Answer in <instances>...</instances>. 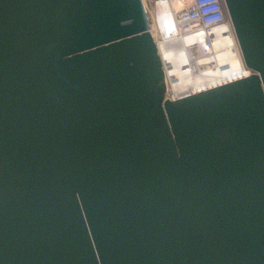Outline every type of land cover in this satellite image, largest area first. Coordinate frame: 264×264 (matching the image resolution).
<instances>
[{
  "label": "water",
  "instance_id": "1",
  "mask_svg": "<svg viewBox=\"0 0 264 264\" xmlns=\"http://www.w3.org/2000/svg\"><path fill=\"white\" fill-rule=\"evenodd\" d=\"M249 77L170 101L142 0H0V264H264V0H223Z\"/></svg>",
  "mask_w": 264,
  "mask_h": 264
},
{
  "label": "bare ground",
  "instance_id": "2",
  "mask_svg": "<svg viewBox=\"0 0 264 264\" xmlns=\"http://www.w3.org/2000/svg\"><path fill=\"white\" fill-rule=\"evenodd\" d=\"M184 1L183 5L178 1V5L169 7L168 1L158 0L156 9L150 12L146 1L142 0L150 33L165 64L171 100L228 83L244 73L231 26L220 25L209 32L182 34L184 22L176 23L174 11L191 4Z\"/></svg>",
  "mask_w": 264,
  "mask_h": 264
},
{
  "label": "built area",
  "instance_id": "3",
  "mask_svg": "<svg viewBox=\"0 0 264 264\" xmlns=\"http://www.w3.org/2000/svg\"><path fill=\"white\" fill-rule=\"evenodd\" d=\"M163 1L166 3L168 1V5H175V4L178 5V0H163ZM186 1H190L191 4L185 7H182L181 9L178 8L177 10L174 11V19L176 23L181 24V22H184L181 28L182 34L189 35V34H194L196 32H209L213 28H216L220 25H225V26L227 25V26H231L232 28V25H231L229 16L227 14L223 0H186ZM148 23H149V20H148ZM149 28H150V23H149ZM149 32H150V29H149ZM161 63H162L163 71H164V77H165L166 98L170 101L178 100V99L171 100L168 97L169 91H168V84H167L166 68H165L164 62L162 61ZM242 64H243V69H244L243 70L244 73L242 74L243 76L232 78L230 79L231 81H229L228 83L249 77L252 74V71L246 68L243 62ZM228 83H225V84H228ZM222 85H219V86H222ZM187 96H190V95H187Z\"/></svg>",
  "mask_w": 264,
  "mask_h": 264
},
{
  "label": "rangeland",
  "instance_id": "4",
  "mask_svg": "<svg viewBox=\"0 0 264 264\" xmlns=\"http://www.w3.org/2000/svg\"><path fill=\"white\" fill-rule=\"evenodd\" d=\"M145 1H146V5H148V9H149L150 12H152L153 9H156L157 0H145ZM178 1H180L182 3V5L186 3L184 0H178ZM169 7H170V5H169ZM151 19H152V17H151ZM152 21H153V19H152ZM158 37L159 36L157 35L156 38H158Z\"/></svg>",
  "mask_w": 264,
  "mask_h": 264
}]
</instances>
